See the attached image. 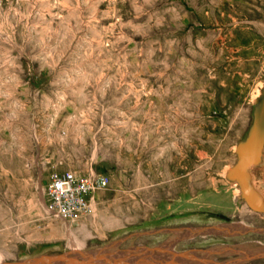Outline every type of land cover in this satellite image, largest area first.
I'll return each mask as SVG.
<instances>
[{
  "label": "rangeland",
  "instance_id": "rangeland-1",
  "mask_svg": "<svg viewBox=\"0 0 264 264\" xmlns=\"http://www.w3.org/2000/svg\"><path fill=\"white\" fill-rule=\"evenodd\" d=\"M262 112L264 0H0V264H264ZM65 170L109 179L75 222Z\"/></svg>",
  "mask_w": 264,
  "mask_h": 264
},
{
  "label": "built area",
  "instance_id": "built-area-1",
  "mask_svg": "<svg viewBox=\"0 0 264 264\" xmlns=\"http://www.w3.org/2000/svg\"><path fill=\"white\" fill-rule=\"evenodd\" d=\"M109 184L107 176L90 172L53 171L46 183V196L56 215L65 222H75L87 215L98 192Z\"/></svg>",
  "mask_w": 264,
  "mask_h": 264
},
{
  "label": "water",
  "instance_id": "water-1",
  "mask_svg": "<svg viewBox=\"0 0 264 264\" xmlns=\"http://www.w3.org/2000/svg\"><path fill=\"white\" fill-rule=\"evenodd\" d=\"M264 119V112L260 115V120ZM262 122L258 123L256 135L263 132ZM109 249V248H108ZM101 249L96 252L83 253L79 256L70 255H44L38 258L19 262L16 264H185L176 263L172 260L151 259L145 252L127 249Z\"/></svg>",
  "mask_w": 264,
  "mask_h": 264
},
{
  "label": "bare ground",
  "instance_id": "bare-ground-1",
  "mask_svg": "<svg viewBox=\"0 0 264 264\" xmlns=\"http://www.w3.org/2000/svg\"><path fill=\"white\" fill-rule=\"evenodd\" d=\"M109 250V249H108Z\"/></svg>",
  "mask_w": 264,
  "mask_h": 264
}]
</instances>
